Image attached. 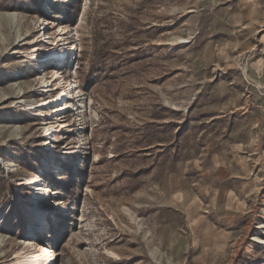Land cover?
I'll return each instance as SVG.
<instances>
[{
    "label": "rangeland",
    "instance_id": "374dc122",
    "mask_svg": "<svg viewBox=\"0 0 264 264\" xmlns=\"http://www.w3.org/2000/svg\"><path fill=\"white\" fill-rule=\"evenodd\" d=\"M36 244L264 264V0H0V264Z\"/></svg>",
    "mask_w": 264,
    "mask_h": 264
},
{
    "label": "bare ground",
    "instance_id": "6f19581e",
    "mask_svg": "<svg viewBox=\"0 0 264 264\" xmlns=\"http://www.w3.org/2000/svg\"><path fill=\"white\" fill-rule=\"evenodd\" d=\"M41 23L44 24V20L41 19ZM45 39L49 38L50 36L47 35L46 33H44L43 36ZM51 54H56L54 55L55 59L58 58H64L63 54L60 53H56V51H49L48 53L42 54V57L44 58H49L52 57ZM55 74V73H54ZM58 74V72H57ZM46 75H44L43 77H45ZM75 81V78H73L70 82L73 83ZM49 88V87H48ZM51 89V88H50ZM64 89V88H63ZM49 91V90H48ZM62 93L60 92V96L61 98H57L54 100V104L60 102V100L65 96V94L67 93L66 90H61ZM44 100V99H43ZM52 111L57 112L58 110L53 109ZM43 133L45 132H51V128L49 127L48 124H45L43 126ZM46 193L49 192L48 189L44 190ZM39 224L41 225L40 229L43 231L44 229H42L44 227V225L46 224V222L41 219V221H39ZM37 250L31 252L29 255L27 256H23L22 258V262L19 264H55L56 263V252L52 249H50L49 247L45 246V245H40V244H36Z\"/></svg>",
    "mask_w": 264,
    "mask_h": 264
}]
</instances>
